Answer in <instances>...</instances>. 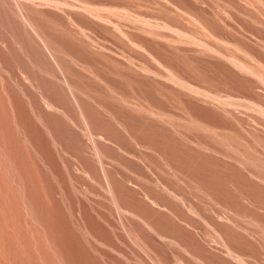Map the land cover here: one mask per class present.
Listing matches in <instances>:
<instances>
[{"label":"bare ground","instance_id":"obj_1","mask_svg":"<svg viewBox=\"0 0 264 264\" xmlns=\"http://www.w3.org/2000/svg\"><path fill=\"white\" fill-rule=\"evenodd\" d=\"M109 1L0 0V264H264V234H239L236 200L206 214L200 194L217 192L192 172L195 138L176 134L167 83L160 104L155 43L139 18L130 34L123 15L112 22Z\"/></svg>","mask_w":264,"mask_h":264},{"label":"rangeland","instance_id":"obj_2","mask_svg":"<svg viewBox=\"0 0 264 264\" xmlns=\"http://www.w3.org/2000/svg\"><path fill=\"white\" fill-rule=\"evenodd\" d=\"M124 1L120 13L114 4L115 0L109 1L110 11L106 9L109 14L105 12L112 22H116L119 14L123 15L122 24L126 26H123V30L126 29L125 32L129 34L135 18H139L143 40L150 39L155 43L159 56L155 70L160 104L165 99L163 85L167 83L172 89L170 103L173 120L179 128L176 134L196 140L189 143V153L193 159L192 172L202 168L200 170L205 184L217 192L214 195L203 191L201 199L196 194L197 184L193 177L190 179L193 195H197L202 203L204 201L202 206L208 217L213 213L225 212V206L227 208L231 200H236L234 208L238 214L236 220L239 234H264V102L261 101L264 100V0H243L245 5L246 2L251 5V14H239L233 6H227L225 0H186L195 2V7H200L199 10L207 16L209 13L210 20L217 22L219 31L215 32L204 25L192 10L186 8L181 3L183 0ZM132 11L139 17L132 14ZM236 18H241L245 23L239 25L241 22ZM233 21L238 25L233 24ZM111 25L110 42L116 46L118 31ZM126 47V54L130 55L132 48L129 42ZM141 51L140 65L143 73L147 74L148 53L144 49ZM169 67L178 70L182 80L172 78L167 71ZM199 137H202L201 145L197 143ZM197 158L200 160L197 161ZM245 187L254 189L248 197L242 194ZM198 220L205 234H216L212 226L207 224L210 222L208 219L207 223L205 219ZM255 245L257 252L258 245Z\"/></svg>","mask_w":264,"mask_h":264}]
</instances>
